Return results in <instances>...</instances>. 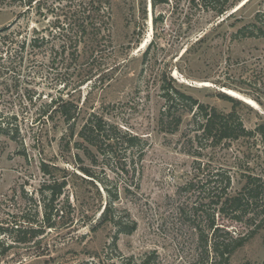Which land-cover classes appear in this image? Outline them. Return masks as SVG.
I'll list each match as a JSON object with an SVG mask.
<instances>
[{
  "label": "rangeland",
  "instance_id": "1",
  "mask_svg": "<svg viewBox=\"0 0 264 264\" xmlns=\"http://www.w3.org/2000/svg\"><path fill=\"white\" fill-rule=\"evenodd\" d=\"M35 2L24 13V5L0 0V30H20V42L36 30L59 43L67 3ZM111 6L110 55L97 76L79 88L66 64L51 66L50 48L33 56L26 48L20 59L16 45L0 40V114L18 131L14 140L0 136V224L11 246L0 264H103L149 254L154 264H211L205 251H211L212 221L222 229L219 235L247 234L242 223L217 214L216 195L227 176L231 196L248 175L264 180L262 138L210 146L194 139L192 114L182 117L174 134L160 132L157 123L165 106L164 85L219 112H235L248 131L264 123V39L232 38L258 13L263 18L264 0H235L220 16L191 10L189 0H169L155 11L150 0H111ZM159 15L154 28L152 20ZM60 99L79 108L73 127L54 111ZM175 104L174 116L181 110ZM90 113L144 138L143 158H135L132 167L122 156L123 145L113 148V158L103 146L92 165L75 147ZM79 168L91 169L97 181ZM122 168L130 173H121ZM59 186L60 194L53 197ZM102 186L117 194L114 216L123 227L135 223L130 234L108 224L92 230L107 197ZM17 228L40 234L32 243L15 242V236L23 238ZM228 264H264V223Z\"/></svg>",
  "mask_w": 264,
  "mask_h": 264
},
{
  "label": "trees",
  "instance_id": "2",
  "mask_svg": "<svg viewBox=\"0 0 264 264\" xmlns=\"http://www.w3.org/2000/svg\"><path fill=\"white\" fill-rule=\"evenodd\" d=\"M11 5H24L26 8L24 13H28L34 5L37 3L35 0H7ZM66 2L65 19L66 23L62 31L65 34L62 36V40L59 43L55 42V38L45 39L38 36L36 30H32V36L23 42L18 41L21 31H11V29L3 28L0 30L1 34H4L0 40L5 45H16L18 50L15 51L16 57L23 58L22 53L29 49L30 54L33 56L36 52L43 50H50L52 54L51 66L54 68L55 64H61L65 69V72L70 76H76V87H82L91 82L97 73L101 71V64L110 55L108 51L111 45V36L109 33L112 6L111 0H59ZM235 0H189V7L191 10L198 12L208 13L212 12L217 16L224 14ZM169 0H150L151 9L155 11L158 6L168 5ZM161 16L154 17L152 25H155L160 21ZM258 13L255 17L254 23L243 27L232 36L234 39L239 38H258L264 39V15ZM57 27H60L61 22L56 20ZM20 28V27H19ZM248 30L247 34H244ZM59 47L62 50L55 49ZM59 58L61 60H59ZM66 62V63H65ZM95 66H98L96 68ZM163 83V82H162ZM165 84V83H163ZM162 98L165 101L164 110L160 112L157 127L162 133L174 134L178 131L182 121V117L185 114H192L194 120V139L196 141L204 140L208 142L210 146H217L222 142L235 141L240 138H249L254 135H259L264 141V123L258 125L254 131H248L244 127L243 123L236 116L235 112L228 114L217 111L214 108H209L204 104L198 103L197 100L184 93H178L162 86ZM226 98L225 96H221ZM56 105L54 111L62 118L68 127H73L79 117V108L70 101H62ZM176 103L180 104L179 112L177 111L174 116L172 111L176 106ZM233 102V101H232ZM57 102H53L52 105ZM175 111V110H174ZM179 113V114H178ZM173 116V117H172ZM171 119V120H170ZM8 119L4 118L0 114V136L9 137L14 140L18 131L17 128L12 130ZM79 142L75 143V147L83 151L86 159L90 161L92 165L97 164V155L103 153L102 147L108 148L110 151V158L113 154V148L116 145H123L124 150L122 156L129 159L130 166H134V159L139 162L145 154V150L148 147V143L144 138L139 135L133 134L128 130H123L116 124L107 122L103 117L90 113L85 118L84 124L78 133ZM85 145V146H84ZM83 148V149H82ZM95 150L93 154L92 150ZM136 149V150H134ZM77 161H80V157L76 156ZM134 170V168L132 169ZM43 173L47 174V167L44 165L42 168ZM79 171L93 180L97 181V178L89 168H79ZM121 173L129 174V170L122 168ZM134 172V171H133ZM92 182V181H91ZM98 183L101 184L98 180ZM223 183V185H222ZM103 190L107 191V197L104 205V209L97 219L96 226L93 231L102 225H112L117 227L119 233L130 234L135 229V223L129 221L128 227H123L120 217L114 216V204L118 201V196L114 192H109L106 186H102ZM220 194L216 195V206L218 215L227 216L229 220L242 223L247 228L246 235H233L225 232V235H219L222 229L212 221L209 224L211 248L210 252L206 249L205 255H212L211 264H228L230 257L239 248L245 245V243L255 235L259 229H261L264 223V216L259 222L255 223L257 217L264 213L263 210H259L261 204H264V180L262 181L258 177L246 176L244 178V184L240 191L235 195H228L227 190L230 187V178L227 176L224 181L220 182ZM62 186H59L56 191H52L51 195L55 197L60 194ZM114 193V194H113ZM46 213V212H45ZM44 213V215H45ZM250 215V216H247ZM247 217V218H245ZM40 230L29 228L26 230L15 229L18 234H23V238L15 236V242L32 243L35 238L40 234ZM7 229L0 224V258L4 257L11 246H7L4 242ZM113 247L115 243L113 242ZM96 257V256H95ZM106 260V259H105ZM118 262L112 260H106L103 264H154L152 255H146L140 259H134L133 257L118 258Z\"/></svg>",
  "mask_w": 264,
  "mask_h": 264
},
{
  "label": "water",
  "instance_id": "3",
  "mask_svg": "<svg viewBox=\"0 0 264 264\" xmlns=\"http://www.w3.org/2000/svg\"><path fill=\"white\" fill-rule=\"evenodd\" d=\"M244 5V4H243ZM242 7V6H241Z\"/></svg>",
  "mask_w": 264,
  "mask_h": 264
}]
</instances>
